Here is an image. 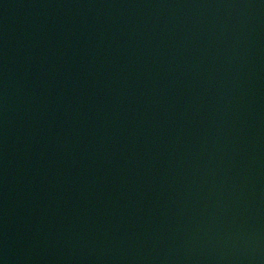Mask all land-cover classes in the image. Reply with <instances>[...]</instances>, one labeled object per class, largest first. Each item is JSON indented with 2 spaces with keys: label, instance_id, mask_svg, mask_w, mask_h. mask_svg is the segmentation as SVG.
<instances>
[{
  "label": "water",
  "instance_id": "95a60500",
  "mask_svg": "<svg viewBox=\"0 0 264 264\" xmlns=\"http://www.w3.org/2000/svg\"><path fill=\"white\" fill-rule=\"evenodd\" d=\"M0 264H264V0H0Z\"/></svg>",
  "mask_w": 264,
  "mask_h": 264
}]
</instances>
